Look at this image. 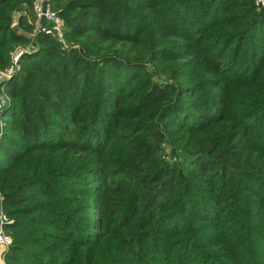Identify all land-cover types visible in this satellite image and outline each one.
Returning <instances> with one entry per match:
<instances>
[{"label":"trees","instance_id":"16d2710c","mask_svg":"<svg viewBox=\"0 0 264 264\" xmlns=\"http://www.w3.org/2000/svg\"><path fill=\"white\" fill-rule=\"evenodd\" d=\"M35 1L0 0L5 264H264V5L50 0L59 40Z\"/></svg>","mask_w":264,"mask_h":264},{"label":"built area","instance_id":"2783aa9c","mask_svg":"<svg viewBox=\"0 0 264 264\" xmlns=\"http://www.w3.org/2000/svg\"><path fill=\"white\" fill-rule=\"evenodd\" d=\"M43 2L46 3L45 11L42 10ZM50 0H36L33 4L32 10L36 17V25L34 28V34L44 31L45 33L54 36L61 40L64 33L65 23L64 20L50 8ZM257 6H263L264 0H255ZM43 17V23L40 22ZM46 23L47 25H43ZM27 48H20L13 52L11 57V63L4 69H0V108H2L8 102V96L4 88V83L18 71V59L20 55L26 51ZM2 129V121L0 118V130ZM11 222L10 216L7 214L4 208V195L0 191V259L4 260V257L12 244V236L7 232V225Z\"/></svg>","mask_w":264,"mask_h":264},{"label":"water","instance_id":"95a60500","mask_svg":"<svg viewBox=\"0 0 264 264\" xmlns=\"http://www.w3.org/2000/svg\"><path fill=\"white\" fill-rule=\"evenodd\" d=\"M45 9H46V3H45V2H43V7H42V10H43V11H45ZM43 21H44V19H43V17H42V18H41V20H40V22H41V23H43ZM13 28L15 29V28H16V26H14Z\"/></svg>","mask_w":264,"mask_h":264},{"label":"crops","instance_id":"0c3cea01","mask_svg":"<svg viewBox=\"0 0 264 264\" xmlns=\"http://www.w3.org/2000/svg\"><path fill=\"white\" fill-rule=\"evenodd\" d=\"M0 264H5V261L0 259Z\"/></svg>","mask_w":264,"mask_h":264},{"label":"rangeland","instance_id":"374dc122","mask_svg":"<svg viewBox=\"0 0 264 264\" xmlns=\"http://www.w3.org/2000/svg\"><path fill=\"white\" fill-rule=\"evenodd\" d=\"M1 121H2V118H1Z\"/></svg>","mask_w":264,"mask_h":264}]
</instances>
